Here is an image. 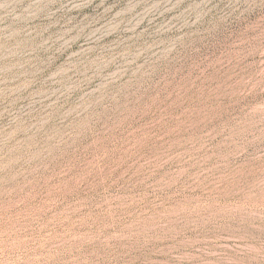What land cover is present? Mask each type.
<instances>
[{
	"label": "rangeland",
	"instance_id": "obj_1",
	"mask_svg": "<svg viewBox=\"0 0 264 264\" xmlns=\"http://www.w3.org/2000/svg\"><path fill=\"white\" fill-rule=\"evenodd\" d=\"M0 264H264V0H0Z\"/></svg>",
	"mask_w": 264,
	"mask_h": 264
}]
</instances>
